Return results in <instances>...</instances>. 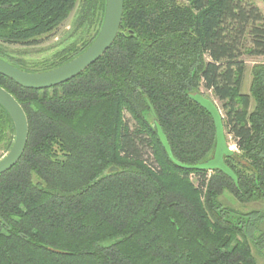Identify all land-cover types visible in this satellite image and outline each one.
<instances>
[{"label":"trees","instance_id":"trees-1","mask_svg":"<svg viewBox=\"0 0 264 264\" xmlns=\"http://www.w3.org/2000/svg\"><path fill=\"white\" fill-rule=\"evenodd\" d=\"M77 5L75 39L51 63L33 70L9 54L52 35ZM104 7L0 0V59L30 73L57 68L93 42ZM246 58L264 59V16L252 0H123L120 34L78 76L35 90L0 75L28 123L20 160L0 175V264H256L263 214L225 197L264 204V62L243 94ZM201 89L236 146L224 162L237 184L176 166L153 128L146 99L175 160H208L213 121L188 97L212 100ZM13 138L0 107L5 154Z\"/></svg>","mask_w":264,"mask_h":264},{"label":"water","instance_id":"water-1","mask_svg":"<svg viewBox=\"0 0 264 264\" xmlns=\"http://www.w3.org/2000/svg\"><path fill=\"white\" fill-rule=\"evenodd\" d=\"M122 10L123 0H105L103 20L97 36L85 51L71 61L48 71L30 73L22 71L0 59V75L26 89L45 90L66 83L85 71L111 47L117 35L120 34ZM188 97L212 118L215 129V146L212 156L196 166H185L175 160L171 154L168 141L156 122L154 110L146 99L147 106L154 119L153 128L158 140L176 166L193 171H219L237 184V177L224 162V159L233 156L234 152L226 141L222 116L218 107L212 100L205 98L200 93L190 94ZM0 107L7 113L14 128L11 148L0 160V175H2L14 167L21 158L27 142L28 123L21 106L11 94L1 87ZM115 170V168L111 169V171Z\"/></svg>","mask_w":264,"mask_h":264},{"label":"rangeland","instance_id":"rangeland-1","mask_svg":"<svg viewBox=\"0 0 264 264\" xmlns=\"http://www.w3.org/2000/svg\"><path fill=\"white\" fill-rule=\"evenodd\" d=\"M78 5L73 10L69 18L50 36L44 37L34 45L30 46H11L9 47V54L17 59H23L25 61L26 66L29 69L37 70L39 68L45 67L48 63L53 61V57L56 53L61 51L64 47L69 45L74 39L75 36H72L73 30L75 28L74 22L76 19V14L78 11ZM264 62L262 58H246V70L243 76V84L241 87V92L243 94H247L249 91V85L251 81L250 69L252 65L255 63ZM201 92L204 93L205 96L210 97L212 100L214 98L210 94V92H206L201 89ZM214 103L218 107L221 116L223 115L219 103L214 100ZM132 125V123H131ZM226 141L228 145L231 147L233 152H237L236 146L232 138L227 135ZM5 156L3 151V147L0 145V160ZM145 160L149 163H153L151 158L150 151H147L145 154ZM191 181H195V178L191 176ZM227 203L232 205V207L241 212H249L252 210H258L263 214V223L262 230L264 231V204L262 203H248L243 206L239 204L232 195L226 193L225 194ZM252 254L256 261V264H264V244L260 248H252Z\"/></svg>","mask_w":264,"mask_h":264},{"label":"crops","instance_id":"crops-1","mask_svg":"<svg viewBox=\"0 0 264 264\" xmlns=\"http://www.w3.org/2000/svg\"><path fill=\"white\" fill-rule=\"evenodd\" d=\"M264 16V0H252Z\"/></svg>","mask_w":264,"mask_h":264}]
</instances>
